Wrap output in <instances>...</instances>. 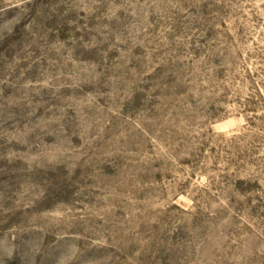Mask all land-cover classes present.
I'll use <instances>...</instances> for the list:
<instances>
[{
	"label": "rangeland",
	"instance_id": "374dc122",
	"mask_svg": "<svg viewBox=\"0 0 264 264\" xmlns=\"http://www.w3.org/2000/svg\"><path fill=\"white\" fill-rule=\"evenodd\" d=\"M0 264H264V0H0Z\"/></svg>",
	"mask_w": 264,
	"mask_h": 264
}]
</instances>
